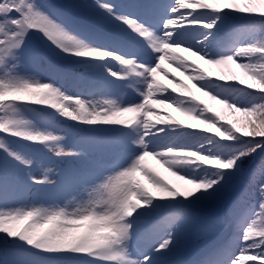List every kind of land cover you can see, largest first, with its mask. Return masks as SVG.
<instances>
[{
  "label": "snow or ice",
  "instance_id": "6c2138e0",
  "mask_svg": "<svg viewBox=\"0 0 264 264\" xmlns=\"http://www.w3.org/2000/svg\"><path fill=\"white\" fill-rule=\"evenodd\" d=\"M257 262L264 0H0V264Z\"/></svg>",
  "mask_w": 264,
  "mask_h": 264
},
{
  "label": "rangeland",
  "instance_id": "374dc122",
  "mask_svg": "<svg viewBox=\"0 0 264 264\" xmlns=\"http://www.w3.org/2000/svg\"><path fill=\"white\" fill-rule=\"evenodd\" d=\"M184 55H189L188 53H184ZM192 59H196L197 60V63H200L201 66L205 67L206 69H210V70H215L217 73L218 70L215 69V68H212L211 66L209 65H206L203 61H200L198 60V58H195V57H192ZM163 67L167 68L170 72H173L175 71V69L173 68L172 65L169 64V62L166 60L163 62ZM237 67L235 65L232 66V69L231 71H234L236 70ZM177 76H180L181 74L180 73H176ZM161 78L163 79V77L161 76ZM186 80V77H182ZM218 107H222L221 105H218L216 104ZM173 114L176 115L177 117H180L181 119H186L185 117H183L180 113H177L175 111H173ZM150 163H152V165L154 167L157 168V170L166 178L168 179L170 182L178 185V186H181L184 184L183 181H181L178 177H175V176H172L171 173H169L165 168L161 167L160 165L156 164L155 161H150ZM39 175V173H38ZM32 200V198L28 199V201H20L21 204H24V203H30Z\"/></svg>",
  "mask_w": 264,
  "mask_h": 264
},
{
  "label": "trees",
  "instance_id": "16d2710c",
  "mask_svg": "<svg viewBox=\"0 0 264 264\" xmlns=\"http://www.w3.org/2000/svg\"><path fill=\"white\" fill-rule=\"evenodd\" d=\"M228 74H235L238 77H240L241 79H244L249 83L253 82L251 80V78L240 68H238L237 71H235V72L231 71V73H228ZM224 115H225L224 118H228L229 120H234L238 124L242 123L244 120L243 114H236V116H233L232 113L227 109L224 110ZM237 117H239V120H237ZM257 264H258V262H257Z\"/></svg>",
  "mask_w": 264,
  "mask_h": 264
}]
</instances>
